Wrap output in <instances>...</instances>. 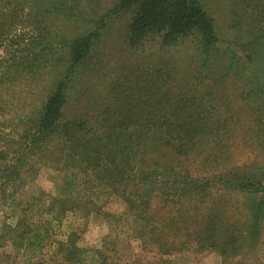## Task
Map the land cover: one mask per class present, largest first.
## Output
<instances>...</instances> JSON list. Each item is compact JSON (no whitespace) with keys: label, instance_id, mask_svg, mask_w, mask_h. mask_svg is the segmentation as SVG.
Masks as SVG:
<instances>
[{"label":"rangeland","instance_id":"1","mask_svg":"<svg viewBox=\"0 0 264 264\" xmlns=\"http://www.w3.org/2000/svg\"><path fill=\"white\" fill-rule=\"evenodd\" d=\"M73 2L80 4L85 17L97 20L118 0ZM203 2L214 16L220 35L226 39L225 43H221L222 56L214 58L222 64L228 55L226 48L230 46L229 42L238 34L231 24L236 14H241V3L237 0ZM61 6L62 1L59 0H0V10L15 7L18 12L10 29V34L18 42L15 46L4 44L0 48V61L14 54L17 58V67L0 85V121L15 125L35 116L54 82L69 66L67 44L94 29L93 22L55 11ZM236 8H239L238 12ZM129 17L125 13L111 15L106 20L105 29L89 57L76 67V73L69 81L67 102L62 111V122L67 126L60 127L43 147L27 156L20 168L16 186L18 197L22 203L28 199L32 202L33 208L28 210L32 220L50 226L49 242L31 255L30 248L15 249L9 241L2 239L0 264H264V209L255 241L249 243L243 238L242 246L236 253L199 249L190 242L183 246L182 240L187 239L181 234H186V230L177 233L173 232L171 226L161 227V220L169 214L185 211L187 214H197L193 220H202L204 216L196 208L202 210L215 206L223 214L226 228L232 225L237 228L235 231L238 234L245 237L244 224L249 218V200H264L263 191L252 193L207 184L201 186L204 188L199 193L203 196L201 202L195 197L182 195L179 190L170 191V195H167L160 188H155L150 192L147 200L149 207L146 208L135 205L133 201L136 197L129 195L131 190H135L137 176L143 175L139 170L148 172L153 168L168 172L174 170L176 174H164L162 180H168L176 187L182 184L181 181L201 180L226 169L264 176V133L254 122L259 115L262 98L253 100V96H248L241 83L232 76L217 85L207 80V84L196 89L200 95L203 94L207 104L212 98L211 112L215 118L228 119L229 130L221 139L207 137L199 152L188 158L176 157L165 151L155 154L157 164H137V175L127 179L118 190L107 187L90 172L82 173L78 165L81 162V158H78V140L69 137L78 136L77 126L73 123L87 120L94 124L99 112L112 103L111 90L118 79L123 80L132 68L145 69L160 60L155 42L147 43L143 50L135 53L127 48ZM36 36L49 45L39 53L36 62H31L26 59V52L15 50L17 45L21 47V44L30 42ZM35 48L36 52L40 50L37 45ZM169 55L180 62L183 73L187 70L193 74L200 60L190 42L172 50ZM24 59L28 61L26 64L21 63ZM215 71L219 74L222 70L218 68ZM142 193H145V188ZM55 198L74 200L73 204L66 203V211L57 219L54 211L46 210L55 203ZM12 214L6 215L5 209L0 207V233L7 224L17 223L18 218ZM147 219L154 222L151 231V226L146 224ZM67 240L85 250L82 262H70L65 258L66 252L59 251L60 242Z\"/></svg>","mask_w":264,"mask_h":264},{"label":"trees","instance_id":"2","mask_svg":"<svg viewBox=\"0 0 264 264\" xmlns=\"http://www.w3.org/2000/svg\"><path fill=\"white\" fill-rule=\"evenodd\" d=\"M59 1H62V6L55 8V11L93 22L94 29L67 44L69 66L54 82L35 116L15 125L0 121V207L5 209L6 215L13 213L18 218L15 225H6L0 233V240L9 241L15 249L30 248L31 255L49 242L50 226L32 220L28 215V210L33 208L32 202L28 199L22 203L18 197L16 186L20 168L27 156L43 147L60 127L67 126L62 122V111L67 102L69 81L76 73V67L89 57L111 15H130L126 44L131 52L143 50L147 43L155 42L160 60L145 69L132 68L123 80L118 79L111 90L112 103L99 112L94 124L87 120L73 123L77 126L78 136L69 137L78 140V158H81L78 165L82 173L90 172L107 187L118 190L127 179L137 175V164H157L155 154L165 151L176 157L188 158L199 152L207 137L221 139L229 130L228 119L215 118L211 112L212 98L207 104L203 94L196 90L207 84V80L217 85L232 76L241 83L248 96H253V100L262 98L259 115L254 122L264 133V0H237L241 3V14H236L231 25L238 34L228 41V55L222 64L214 58L222 56L221 43H225L226 39L220 35L217 22L203 0H118L97 20L85 17L80 4L74 3V0ZM41 9L44 10V7L41 6ZM17 15L15 7L0 10V48L4 44L15 46L18 42L10 34ZM188 42L192 43L200 59L196 68H192L193 74L187 70L183 73L180 62L173 55L168 56L172 50ZM21 45H17L15 51L26 52V59L36 62L39 53L49 43L42 38L38 40L36 36ZM36 45L40 47L38 52ZM15 55L0 61V85L17 67ZM26 59L21 63L26 64ZM218 68L222 70L219 74L215 71ZM171 172L176 174L174 170ZM171 172L157 168L148 172L139 170L143 175L137 176L135 190L129 192L131 197H136L133 203L149 207L147 200L155 188H160L167 195H170V191L179 190L182 195L195 197L201 202L203 196L199 193L207 184L252 193L259 190L264 192V176L258 173H235L226 169L201 180L181 181L182 184L176 187L168 180H162L164 174L170 176ZM187 177L192 178L191 175ZM73 201L71 198H55V203L46 210L54 211L57 219L66 211V203L73 204ZM248 204L250 212L244 224L245 237L238 234L235 231L237 228L232 225L226 228L223 214L215 206L202 210L195 206L204 216L202 220H193L197 214H187L185 211L169 214L161 220V227L171 226L173 232L177 233L186 230V234H181L187 239L182 240L183 246L190 242L199 249L236 253L242 246L243 238L249 243L255 241L261 223L264 200L258 202L250 199ZM150 219L146 220V224L151 226L154 222ZM61 250L66 252L65 258L70 262L79 263L84 259L82 253L85 250L71 240L60 242Z\"/></svg>","mask_w":264,"mask_h":264}]
</instances>
